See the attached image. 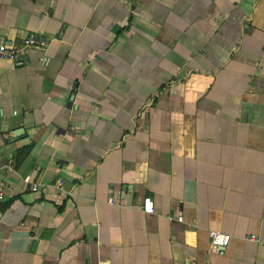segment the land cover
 I'll return each instance as SVG.
<instances>
[{
	"label": "crops",
	"instance_id": "0c3cea01",
	"mask_svg": "<svg viewBox=\"0 0 264 264\" xmlns=\"http://www.w3.org/2000/svg\"><path fill=\"white\" fill-rule=\"evenodd\" d=\"M29 34L0 264H264V0H0V40Z\"/></svg>",
	"mask_w": 264,
	"mask_h": 264
},
{
	"label": "built area",
	"instance_id": "2783aa9c",
	"mask_svg": "<svg viewBox=\"0 0 264 264\" xmlns=\"http://www.w3.org/2000/svg\"><path fill=\"white\" fill-rule=\"evenodd\" d=\"M44 43L39 40L34 34H29L21 40L19 44L8 45L5 41L0 40V60H7L12 62L14 65H21L23 63V56L25 52L29 49H39ZM14 164L12 161H9L7 164L2 165L0 163V203L4 200L5 197V182L3 179L2 172L5 171L7 174H12L14 172ZM63 185L62 179H57L52 184L54 188H61ZM31 190L34 192L38 191L36 184H33ZM152 202L150 198L144 199L143 210L145 212H152ZM181 220V218H178ZM253 239V238H251ZM229 243V236L219 232L212 231L210 232V248L211 250L222 254L223 248H225Z\"/></svg>",
	"mask_w": 264,
	"mask_h": 264
}]
</instances>
